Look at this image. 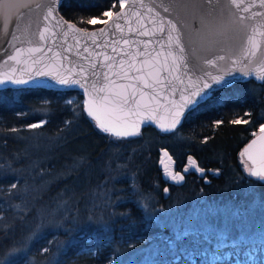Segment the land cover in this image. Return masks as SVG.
<instances>
[{"label":"trees","instance_id":"obj_1","mask_svg":"<svg viewBox=\"0 0 264 264\" xmlns=\"http://www.w3.org/2000/svg\"><path fill=\"white\" fill-rule=\"evenodd\" d=\"M113 3L116 0H63L59 10L64 17L78 25L93 27L106 18L102 13L109 10ZM118 7L116 3V7L111 10ZM80 17L85 18L84 23L77 22ZM92 17L101 22L87 24L86 20ZM68 100L74 103L69 105L66 103ZM82 104V92L76 89H0V155L11 157L13 153H22L24 148H29L31 159L41 158L40 167L54 175L64 165L70 164L73 157L86 155L90 167L81 169L78 177L73 175L52 183L39 193L37 201L56 197L65 186L74 187L79 196L75 207L84 215L87 212L84 193L112 175L117 179L105 186L114 185L117 189H125L121 194L126 199L119 203L116 210L129 212L130 218L118 217L110 229L105 228L103 231L85 225L70 240L64 228L55 227V222H43L44 229L30 238L26 251L10 258L14 264H49L50 253H44L41 249L48 246L50 252H55V244H47L53 239L61 244L68 241L59 256L60 264H108L109 257L112 258V264H186L184 255L191 251H221L235 246L243 250L253 243L264 245V241L259 239L264 234V206L260 204L261 199H264V184L255 188L256 199L253 201L249 195L248 181L256 178L248 177L239 155L243 145L253 136L252 133L257 132L259 125L264 123V82L248 79L233 82L223 89H215L195 113H186L187 119L174 132L164 133L147 125L141 129L139 136L124 138L122 142H114L116 138H109L108 134L102 133L85 112L76 118L74 109L79 111L78 106ZM245 113L249 115L245 116ZM238 118L247 119L250 123H229ZM220 119L224 123L217 127L213 122ZM41 120L47 123L39 129L26 127ZM66 120L74 121L67 129L64 124ZM12 128L18 131L11 132ZM37 133L41 135L36 143L42 141L47 147L34 151L30 148ZM163 148L173 157L177 170L183 169L187 158L192 156L205 172L202 175L190 170L179 184L167 179L158 164L159 150ZM115 153L119 154V163L128 164L126 169L121 170L123 176L120 172L109 173L105 170L110 157L112 168L115 169ZM26 162L21 159L13 166L21 168ZM217 169L218 173L215 171ZM31 179L27 173L7 177L0 175V187L6 188L9 183L17 180L19 186L25 181L30 184ZM40 180L41 177L37 182ZM133 180L139 186V194L149 197V203L163 211H157L151 216L143 212L136 203L139 194L131 190ZM165 188L168 192L164 191ZM30 197L31 194H28V200ZM4 199L0 195V201ZM12 203L24 207L20 199L13 198ZM209 204L233 210V213L227 219L219 215L216 222L207 216L203 225L174 223L177 219L184 221L187 212L194 206ZM28 207L29 211L21 212L9 208L7 203L0 204L4 213L0 216V231L3 230L2 221L5 219L9 222L15 220L16 225L14 234H10L5 244L11 243L13 235L16 241H21L39 224L29 223L34 217V207ZM20 215L25 216L23 222L18 219ZM60 219L59 215L55 218L56 221ZM178 232L185 233L180 241L176 240ZM15 246L19 247V244ZM255 254L258 259L254 264H264V253ZM225 263V259L220 257L212 264ZM239 264L250 263L241 260Z\"/></svg>","mask_w":264,"mask_h":264},{"label":"snow or ice","instance_id":"obj_2","mask_svg":"<svg viewBox=\"0 0 264 264\" xmlns=\"http://www.w3.org/2000/svg\"><path fill=\"white\" fill-rule=\"evenodd\" d=\"M120 9L125 8V0H116ZM113 3L109 10L104 11V17L112 18L115 15L116 19L112 21L116 32L123 33L125 28L119 21L126 19L127 13L117 11L115 14L112 8L116 7ZM57 4H63V0H51L47 7L46 14L43 19L45 21L54 19L56 27L61 28L66 25L67 31L63 33L65 37L69 32L72 33H86V29L76 27L75 23H70L63 16L54 15L57 13ZM19 5L14 0H0V16L7 19L14 8ZM27 7L28 5H23ZM36 7H40L39 4ZM141 7H145L141 4ZM162 8L167 16H161L159 11L153 7H147L148 13L152 14L151 23L153 28L151 33L147 30L139 31V36L151 35L153 39L149 40H136L130 39L113 40L112 52L116 55L109 56L104 54L105 61L110 63L101 64L102 69H106L101 73L95 71L97 64L91 63L90 67L93 69L92 78L89 81L84 75V68L81 66L80 72L76 75L72 74L71 69L67 73L61 72H44L37 71L36 77L51 76L56 85L65 88H72L78 86L84 89L88 95V100L79 105V111L74 109V115L78 118L83 112L86 111L88 117L95 122L97 127L102 133L108 134L109 138H116L114 142H122L124 138L139 136L140 125L144 123H155L157 127L164 133H172L181 125L182 120L187 119L186 113H195L202 103L206 102L212 92L213 88L223 89L230 86L233 81L244 79L249 76H254L257 81L264 82V63L257 65L254 68H248L247 64H242L240 61L233 59L231 61L232 67L228 70H222L220 74H213L204 71L203 66L217 67L219 61L227 59L226 55H215L213 58H206L201 53H212L219 51L224 53L230 42L235 38L233 34V25H239L240 29H250L246 37V46L243 48V59L251 63V57H255L257 52L264 45V0H161L157 6ZM259 9L252 11V9ZM175 13V16H173ZM238 13H248L249 15H238ZM183 14V15H182ZM132 15L140 17V12H133ZM191 16L192 21L195 23L186 22V16ZM259 18V19H257ZM210 20H216L217 23L212 24ZM251 21V24L246 23ZM78 23H84L85 18L80 17L77 19ZM101 22L96 17L88 18L87 24H94ZM103 23L107 24L105 20ZM140 23V20H137ZM143 27V25H141ZM49 28L45 26L39 32V40L45 41L46 34L49 33ZM128 31L132 32L133 29L129 26ZM108 33L100 30L101 37ZM115 35V33H112ZM7 35V33H5ZM55 35V33H52ZM87 38L91 39L93 44L96 43V33L92 32L87 34ZM20 36L12 35V42L10 47L14 49V54L7 57L8 60L20 63L18 59L23 53H37L43 50L40 47L20 48L16 47V43L20 41ZM187 40V44L185 43ZM31 45L32 41H27ZM128 46L132 43L142 44L143 51L137 50L135 54L124 51L125 58H120L117 64V47L120 43ZM155 43L158 48H149L150 45ZM104 47H108V42H104ZM48 51H51L49 48ZM88 51L87 48L84 49ZM55 55H59L56 53ZM100 55V54H97ZM137 57H143L137 60ZM7 61H5L6 63ZM38 62V61H34ZM239 66V68H238ZM239 70L241 75L234 76L233 73ZM203 74L200 75L199 73ZM227 77V78H226ZM33 76L28 79L17 78L5 74L0 78V85L12 83L15 85H28ZM37 86L46 85L45 81H37ZM167 95H164V93ZM179 92V98H176ZM69 105L74 103L73 100L66 102ZM245 116L249 113H245ZM74 121L66 120L64 122L67 129ZM46 120H41L27 125L29 129H39ZM217 127L224 123L222 119L213 122ZM230 124L240 125L249 124L250 121L243 118L232 119ZM11 132H17L18 129L12 128ZM40 133L35 134L33 137L32 147H39L36 141L40 139ZM255 139H252L243 150L239 153L242 159V166L248 174V177H254L255 180H249V195L255 201V188L264 184V123L259 125V134L255 131L252 133ZM59 136V134H58ZM6 143V142H5ZM117 160L115 169L112 168V158L107 162L105 169L109 173L112 171H121L128 167L127 163H119V154H114ZM165 158L167 162L165 161ZM21 159L26 160V164L21 168H16L13 165ZM42 160L31 159L30 153L27 148L23 152L13 153L11 157H3L0 155V175L7 177L8 175L18 176L22 173L32 174L34 170H38L36 175L43 178L51 176L50 179H42L40 185L35 183L29 185L27 181L22 186L17 182H12L7 187H0V195L5 199L0 201V204L7 203L11 209L19 210L21 212L29 211L28 194L37 193L46 190L52 183L67 179L70 176H79L81 169L90 167V160L86 155H78L73 157L70 164H66L62 169L51 175L48 169L41 168ZM159 163L163 165L164 174L177 184L184 180V175L181 172H174L172 165L174 161L172 156L165 150L163 151L162 158ZM190 170L200 172L202 175L205 169L197 165V161L192 156L187 158V165L182 169L183 173H188ZM217 173L219 169L215 170ZM35 179V177H33ZM116 176L109 175L104 182L96 185L94 188L84 193L86 197V214L82 215L81 210L75 205L79 202L75 188L65 186L64 189L54 199L55 206L46 209L42 208L38 211V216L41 218L52 217L49 224L55 222V227L64 228L65 234L69 236V240L75 232L85 225L100 228L103 231L105 228L110 229L118 217L130 218L129 212H118L117 206L124 201L126 197L122 195L125 189H117L106 187L110 181L116 180ZM13 190H16L13 192ZM133 193L139 194V186L133 180L131 184ZM168 192V189H164ZM70 193V195H65ZM20 199L24 205L12 203V199ZM37 197L32 196V201ZM149 197L139 194V199L136 203L143 210L146 215L151 216L157 211L163 209H156L149 203ZM91 205L89 208L88 205ZM261 206H264V199L260 201ZM34 206V205H33ZM3 209L0 208V216H3ZM11 215V213H9ZM59 215L60 220L56 221L55 217ZM19 221L23 222L24 215L18 217ZM4 227L0 231L2 241H7L10 234L15 232V220L9 222L6 219L2 221ZM69 226H65V225ZM45 227L43 219L41 223L36 225L29 236L24 237L21 241H16L14 235L9 244L0 241V264H14L10 259L17 253H23L27 249V244L30 238L35 237ZM187 231V230H185ZM185 235L184 232H178L176 240L180 241ZM19 244V247L15 246ZM49 246L55 244L56 251L50 252V247L46 246L41 249L44 253H50L49 264H60L59 256L63 252V248L67 246L68 241L61 244L58 240H49ZM95 255V253H91ZM108 264H112V258H108Z\"/></svg>","mask_w":264,"mask_h":264},{"label":"water","instance_id":"obj_3","mask_svg":"<svg viewBox=\"0 0 264 264\" xmlns=\"http://www.w3.org/2000/svg\"><path fill=\"white\" fill-rule=\"evenodd\" d=\"M19 6L14 8L11 12V15L5 19L0 16V78H3L5 74L17 77L28 79L29 76H33L34 79L29 82L28 85H15L12 83H7L4 85H0V89L3 88H19V87H45L52 88L58 90H68V89H76L82 92L83 102L88 100V95L84 92L83 88L78 86H73L72 88H65L63 86H59L55 84V81L51 76H39L36 77L37 71L44 72H61L67 73L69 69H71L72 74L76 75L80 72L81 66L84 68V75L90 81L92 78L93 69L90 67L91 63H96L97 67L95 69L96 72L101 73L106 71V69H102L100 67L101 64L110 63L111 61L104 60V54L109 56L116 55L112 52V41L113 40H121L122 39H130L131 41L136 40H149L153 39L151 35L149 36H139L137 33L139 31H149L153 28V24L151 23L152 14L148 13L147 7H153L156 11H159L161 16H167L168 14L164 13L162 8L157 7L161 0H125V8L120 9L119 7L112 12L115 14L117 11L127 13L126 19H121L119 22L124 25V32H116L113 26L112 21L116 19L115 15L110 19L107 17L103 21L107 20L108 23L105 24L103 21L96 26L93 27H83L78 25L76 22L67 19L62 15L59 10L60 4H57V13L54 15L63 16L70 23H75L76 27L86 29V33H72L69 32L68 36L65 37L63 33L67 31L66 25L64 27L58 28L56 27V21L54 19H49L45 21L43 19L46 14L47 7L51 3V0H14ZM251 2V0H248ZM39 4L40 7H36ZM143 4L145 7H141ZM23 5H28L27 7ZM259 9H252V11H257ZM133 12H140L141 16L137 17L132 15ZM183 15V14H182ZM238 15H249L248 13H238ZM175 16V13H173ZM186 22L195 23L192 21L191 16L184 17ZM140 20V23H137V20ZM259 19V18H257ZM210 23H217L216 20H210ZM246 23L251 24V21H246ZM143 25V27L141 26ZM47 26L49 28V33L46 34L45 41L39 40V32ZM133 29L132 32L128 31V27ZM104 29L108 34L101 37L100 30ZM233 34L234 39L230 42L228 47L226 48L224 53H220L218 50L212 53H201V55H205L206 58H213L215 55H226L227 59L224 61H219L217 67H208L203 66L204 71L211 72L213 74H220L222 70H228L232 67L231 61L233 59L240 61L242 64H247L248 68H254L257 65L264 63V45H262L261 49L257 52L255 57H251V63L248 60L243 59V48L246 46V37L250 32V29H240V26L233 25ZM92 32L96 33V43L93 44L91 39L87 38V34ZM7 33V35H5ZM55 33V35H52ZM112 33H115L113 35ZM15 34L20 36V41L15 42L16 47L20 48H28V47H40L43 46V50L37 53H28L25 52L21 56L18 57L20 63H16V61L8 60L7 57L9 55L14 54V49L10 47V43L12 42V35ZM28 40H31V45L28 44ZM108 42V47H104V42ZM187 44V40H185ZM117 47V64L120 58H125L123 53L124 51L131 52L135 54L137 50L143 51L142 44L132 43L128 46L124 45L122 42ZM158 48V45L153 43L149 46V48ZM51 51H48V49ZM87 48L88 51L85 52L84 49ZM59 53V55H55ZM100 54V55H97ZM143 57H137V60L142 59ZM5 61H7L5 63ZM34 61H38L35 62ZM239 68V66H238ZM200 75L203 73L200 72ZM234 76L239 77L241 75L240 71L237 70L233 73ZM227 78V77H226ZM248 79H255L254 76H249L244 79L235 80L236 81H244ZM37 81H45L46 85L37 86ZM257 81V80H256ZM260 82V81H258ZM216 88L214 87L213 90ZM212 90V91H213ZM212 93V92H211ZM210 93V95H211ZM164 95H167L165 92ZM176 98H179V92H177ZM86 113V111H85ZM183 121V120H182ZM147 125H152L157 130L161 131L159 127L155 123H144L140 125V131L143 127ZM162 132V131H161ZM259 134V130L256 132ZM256 137L252 136L242 147L243 148L251 142L252 139ZM168 150L163 148L161 150L162 155L163 151ZM241 150V151H242ZM169 153V152H168ZM171 156V154L169 153ZM173 158V157H172ZM174 161V160H173Z\"/></svg>","mask_w":264,"mask_h":264},{"label":"rangeland","instance_id":"obj_4","mask_svg":"<svg viewBox=\"0 0 264 264\" xmlns=\"http://www.w3.org/2000/svg\"><path fill=\"white\" fill-rule=\"evenodd\" d=\"M32 144H33V142H31V148L30 149L34 150V151H37V150L39 151L42 148L47 147V144H45L42 141L38 142V144H39L38 148L32 147ZM28 150H29V148H28ZM161 158H162V152H161V150H159L158 164L160 166L161 172L164 174L163 165H161L159 163V160ZM40 160H42V159L40 158ZM165 161L167 162L166 158H165ZM172 170L174 172H181V174H183V175L185 174L182 172V169L181 170L176 169L175 163H174V165H172ZM36 173H37V171H35V170L32 172V174H31L32 179H31L29 185L35 183L38 186L41 184L42 180H40V182H37V179L39 178V176H37ZM51 175H54V174H51ZM33 177H35V179H33ZM165 177L167 179L171 180L166 175H165ZM171 181H173V180H171ZM173 182H175V181H173ZM94 187H92V188H94ZM92 188H89L88 190H90ZM30 194H31V197L29 199V201H30L29 205L34 207V217H32V219H30L29 223H35V224L40 223L41 219H43V222L49 223V220H52L53 218L52 217L41 218L38 216V211L42 208L50 209V208L54 207L55 204H54L53 198H56L59 193L56 195V197L48 198V199L43 198L40 200V202L37 201L39 194L34 193V192L30 193ZM32 196H36L37 198L34 201H32V199H31ZM230 213L232 214L233 210L222 209L219 206H217L216 204H209V206H203V207L202 206H200V207L194 206L193 208H191L187 212L184 221H183V219H177V222L175 221L174 223L183 222L185 225L186 224H188V225H195V224L201 225L202 224L203 225L204 223H206L207 216L209 218H211V220L213 222H216L218 220L219 215H222L223 219H227L228 218L227 216ZM206 226H208V225H206ZM259 239H262V241H264V234L260 235ZM2 242L4 243V241H2ZM258 249H261L260 252H258ZM255 253H264V245L258 246L257 244L253 243V244H250V247L245 248L243 250L240 249V246H235L232 249H222L221 251H218L217 249L209 250V251H202L199 253L191 251V252L185 253L184 261L186 264H206V263L212 264L218 258L221 257V258L225 259V261H226L225 264H239L241 262V260H244L250 264H254V263H256V261L258 259V257L256 256ZM262 259L264 261V255L262 256ZM165 264H167V263H165Z\"/></svg>","mask_w":264,"mask_h":264}]
</instances>
